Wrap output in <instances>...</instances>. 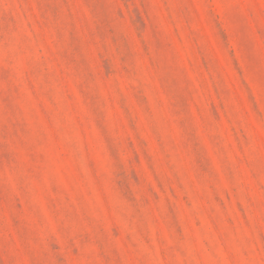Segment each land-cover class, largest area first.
I'll use <instances>...</instances> for the list:
<instances>
[{
  "label": "rangeland",
  "instance_id": "374dc122",
  "mask_svg": "<svg viewBox=\"0 0 264 264\" xmlns=\"http://www.w3.org/2000/svg\"><path fill=\"white\" fill-rule=\"evenodd\" d=\"M0 264H264V0H0Z\"/></svg>",
  "mask_w": 264,
  "mask_h": 264
}]
</instances>
